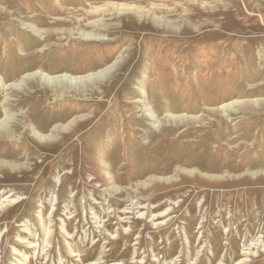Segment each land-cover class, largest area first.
Wrapping results in <instances>:
<instances>
[{"label":"rangeland","instance_id":"rangeland-1","mask_svg":"<svg viewBox=\"0 0 264 264\" xmlns=\"http://www.w3.org/2000/svg\"><path fill=\"white\" fill-rule=\"evenodd\" d=\"M0 204V264H264V0H0Z\"/></svg>","mask_w":264,"mask_h":264},{"label":"bare ground","instance_id":"bare-ground-1","mask_svg":"<svg viewBox=\"0 0 264 264\" xmlns=\"http://www.w3.org/2000/svg\"><path fill=\"white\" fill-rule=\"evenodd\" d=\"M7 122H8V121H7ZM35 135L38 136L36 133H35ZM39 138H40L41 140H45V139H47L46 137H43V136H39ZM0 206H2V205L0 204Z\"/></svg>","mask_w":264,"mask_h":264}]
</instances>
